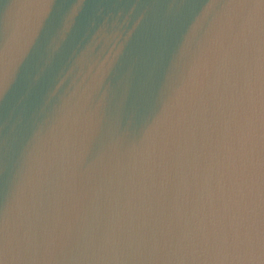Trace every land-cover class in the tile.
Masks as SVG:
<instances>
[{"label": "water", "instance_id": "obj_1", "mask_svg": "<svg viewBox=\"0 0 264 264\" xmlns=\"http://www.w3.org/2000/svg\"><path fill=\"white\" fill-rule=\"evenodd\" d=\"M0 264H264V0H0Z\"/></svg>", "mask_w": 264, "mask_h": 264}]
</instances>
